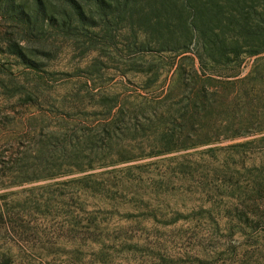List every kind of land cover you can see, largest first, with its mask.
Listing matches in <instances>:
<instances>
[{"label": "rangeland", "instance_id": "obj_1", "mask_svg": "<svg viewBox=\"0 0 264 264\" xmlns=\"http://www.w3.org/2000/svg\"><path fill=\"white\" fill-rule=\"evenodd\" d=\"M0 264H264V0H0Z\"/></svg>", "mask_w": 264, "mask_h": 264}]
</instances>
